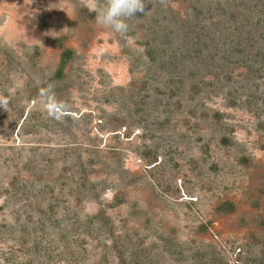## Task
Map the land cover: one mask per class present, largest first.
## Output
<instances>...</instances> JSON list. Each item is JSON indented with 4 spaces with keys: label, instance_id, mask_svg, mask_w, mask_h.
Instances as JSON below:
<instances>
[{
    "label": "rangeland",
    "instance_id": "rangeland-1",
    "mask_svg": "<svg viewBox=\"0 0 264 264\" xmlns=\"http://www.w3.org/2000/svg\"><path fill=\"white\" fill-rule=\"evenodd\" d=\"M236 1L205 0L206 41L176 68L141 44L158 21L168 52L180 45L170 0H143L125 33L97 25L90 0H0V264H120L116 240L143 264L259 254L264 31L246 38L216 9ZM58 37L74 52L62 78Z\"/></svg>",
    "mask_w": 264,
    "mask_h": 264
},
{
    "label": "trees",
    "instance_id": "trees-1",
    "mask_svg": "<svg viewBox=\"0 0 264 264\" xmlns=\"http://www.w3.org/2000/svg\"><path fill=\"white\" fill-rule=\"evenodd\" d=\"M173 4H175L177 7L174 8L172 6H169L168 9H171L170 11L173 12V15L168 17L166 15V11L168 9H164L162 11V21H168L175 23L177 25V33L178 38H180V45L176 49H172L170 52V44H171V35L168 32H165V29L161 27L160 24H158V21H154V24L156 27H159V31H156L155 26L153 23H150L149 26L146 29V36L144 40L141 42V44L145 48V53L147 57L149 58L150 62H156L159 58H166V60H169V63L176 68L179 64L183 63V56L186 57V51H188L189 46L197 47L199 48V52L202 46V43L206 41V38L208 36L207 31H204V20L206 18H210V15H212V9L210 6H207L205 8V0H170ZM98 2H103V0H98ZM223 11L225 9V12H222L224 14H230V15H237L238 17H243V22L239 29V34L242 35L243 33H246V38H252V31H257L261 29V31H264V0H238V3L236 1V5H233L232 9L223 7L221 4L217 3L216 9ZM161 10L159 7L156 8V12H160ZM244 26L250 27V30L248 32H244ZM133 33V32H132ZM172 33V32H171ZM154 35V37H152ZM261 36H264V34L261 32ZM63 37H58L53 41V44H58V47L61 49L60 52V61L58 68L55 72L56 78H62L64 76V70L70 60L73 58L74 52L71 48L65 47L63 43ZM158 42V44H156ZM158 45V46H157ZM182 47L180 48V46ZM184 52H180L182 49H184ZM180 56V57H179ZM218 117V116H217ZM122 203V199H117L116 204L118 205ZM230 205V210L232 211L234 209V205L230 204V202L223 203L219 206V209H225ZM102 219H108L106 215H104L103 212H99L96 215L87 217L86 220L83 221V224L87 226L88 224L94 223L96 221H103ZM87 223V224H86ZM260 227L264 230V220L260 221ZM252 243L260 244L261 250L259 254H254L250 258L243 259L244 262L242 264H264V240L260 239L259 237L252 235ZM170 247H173V250H168V253L170 255L177 254L180 257V259H176V261H182L184 259L183 251H178L176 248H178V245L175 243L168 244ZM112 250L118 254L121 262L120 264H143L146 263L144 261H141V254L137 251L131 252V263L126 261V250L124 246L120 245V240H116L115 242H112L111 244ZM104 247H107L106 244ZM171 249V248H168ZM148 256H145V259H149L147 263L155 264ZM249 257V256H248ZM186 259V258H185ZM192 260H195V264H228L225 261H222V259H218L216 257H210L205 252L198 251L193 254ZM242 261V260H241ZM239 264V261H238Z\"/></svg>",
    "mask_w": 264,
    "mask_h": 264
},
{
    "label": "clouds",
    "instance_id": "clouds-1",
    "mask_svg": "<svg viewBox=\"0 0 264 264\" xmlns=\"http://www.w3.org/2000/svg\"><path fill=\"white\" fill-rule=\"evenodd\" d=\"M89 11L95 12V23L100 27H108L115 33H125L128 30V18L136 13L144 12L143 0H90L84 5ZM47 95V90L41 92V96ZM11 92L8 95H0V109L7 110Z\"/></svg>",
    "mask_w": 264,
    "mask_h": 264
}]
</instances>
